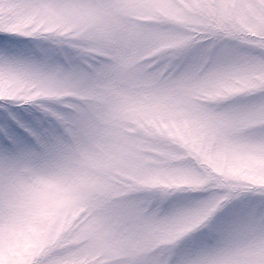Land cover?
<instances>
[{
    "label": "clouds",
    "instance_id": "9594fccd",
    "mask_svg": "<svg viewBox=\"0 0 264 264\" xmlns=\"http://www.w3.org/2000/svg\"><path fill=\"white\" fill-rule=\"evenodd\" d=\"M0 62L64 137L0 172V264H264V0H38ZM7 11V10H5Z\"/></svg>",
    "mask_w": 264,
    "mask_h": 264
},
{
    "label": "snow or ice",
    "instance_id": "6c2138e0",
    "mask_svg": "<svg viewBox=\"0 0 264 264\" xmlns=\"http://www.w3.org/2000/svg\"><path fill=\"white\" fill-rule=\"evenodd\" d=\"M38 6V0H0V62L70 65L93 55L41 43L37 37L13 30ZM62 122V115L45 104L0 101V172H11L47 152L66 134Z\"/></svg>",
    "mask_w": 264,
    "mask_h": 264
}]
</instances>
